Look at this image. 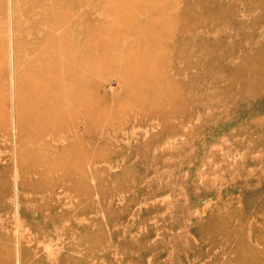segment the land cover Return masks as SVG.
I'll return each mask as SVG.
<instances>
[{
	"label": "rangeland",
	"instance_id": "rangeland-1",
	"mask_svg": "<svg viewBox=\"0 0 264 264\" xmlns=\"http://www.w3.org/2000/svg\"><path fill=\"white\" fill-rule=\"evenodd\" d=\"M163 1L173 31L142 40L162 48L139 92L118 2L75 10L107 59L89 43V104L50 137L14 52V10L35 0H0V264H264V0Z\"/></svg>",
	"mask_w": 264,
	"mask_h": 264
},
{
	"label": "bare ground",
	"instance_id": "bare-ground-1",
	"mask_svg": "<svg viewBox=\"0 0 264 264\" xmlns=\"http://www.w3.org/2000/svg\"><path fill=\"white\" fill-rule=\"evenodd\" d=\"M46 1H52V4L50 6L43 5L40 9L38 5L42 2L45 4ZM86 1L35 0V2L28 3L25 9L22 8L25 5H22L21 8L24 11L16 8L14 10V30L16 32L15 56L17 60L20 57L25 58L28 64V68H25L24 72L25 90L23 94L31 106L36 108L37 115H39L34 119V122L45 125V128L40 132L42 136L48 134L50 137L55 136L54 132H56V129L54 127L60 125L64 120H68L71 123V119L74 120L78 117L75 111L76 108L80 105L86 107L89 104L86 100L88 91L87 78L84 73L78 75L75 71V67L77 68V66L86 70L90 67L94 68V54L91 53L89 43H93L95 50H98L100 53V50H102L103 53L100 61L107 59L105 50L109 48V45L104 38L102 39L103 33L97 32L95 37L93 36L91 25L90 29H77L79 23H74L72 20L75 10L82 8ZM116 1L118 4H115L114 7L116 10L118 7L120 14L119 16L115 15V24L112 30L116 31L117 29L125 28L138 31L137 41L139 42L133 45V49L128 57L131 58V54L134 56V52H136V55L141 54L143 57L136 61V66H134V63L132 68L125 67L124 70L125 74H130L134 77L132 80L138 79L135 90L137 89L139 92L141 87L148 82L145 77L151 74H159V69H157L152 60H154L155 56H158L162 48L142 42V40L145 37H149V35H151V38L154 35L158 39L159 37L163 39L167 33L173 30L168 29L171 24L167 25L165 30H162L164 22L165 24L169 22L167 21V15L160 13L157 7H155L158 3H161L160 0H153L154 3L148 5H150L149 8L154 6L157 12L163 15L164 21L158 22L159 14H157L159 15L158 17L154 14L153 16H156L154 18H151L152 15H150L152 22H150V19L146 20L147 23H151H148L150 26H153L155 23H160L159 25H161L163 22V26L160 27L161 29L157 24V29L159 30H156L155 25V27L150 28V26L144 25L147 24L146 21L144 24L139 21L140 14L145 11L147 12L149 8H144V5L140 4L137 0H134L135 2L133 0ZM171 1L174 2V0ZM170 4L165 0L163 5L167 8ZM102 5L103 0L97 4V7H102ZM156 10L152 8L153 12ZM167 10L164 12H167ZM88 14L86 11L80 14V24L84 23L87 25L88 23L89 25L90 16ZM168 14L169 16L171 15L169 12ZM18 17L24 18L19 21ZM25 18L29 22H25ZM18 31L21 33L20 36L17 35ZM164 32L167 33L164 34ZM148 57L149 59L151 57L150 61L154 65L148 62ZM143 58L145 61L147 59V62H143ZM84 114H86L85 110L82 112V116ZM52 130L53 132H51Z\"/></svg>",
	"mask_w": 264,
	"mask_h": 264
}]
</instances>
